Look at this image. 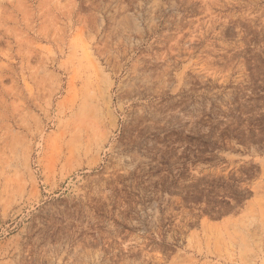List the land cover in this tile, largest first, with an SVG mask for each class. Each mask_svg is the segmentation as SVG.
Wrapping results in <instances>:
<instances>
[{
  "label": "rangeland",
  "instance_id": "1",
  "mask_svg": "<svg viewBox=\"0 0 264 264\" xmlns=\"http://www.w3.org/2000/svg\"><path fill=\"white\" fill-rule=\"evenodd\" d=\"M0 264H264V0H0Z\"/></svg>",
  "mask_w": 264,
  "mask_h": 264
}]
</instances>
